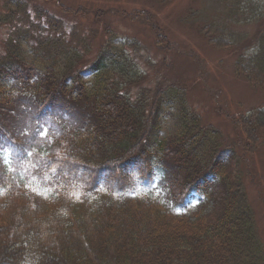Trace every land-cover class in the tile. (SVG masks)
Segmentation results:
<instances>
[{
  "label": "trees",
  "instance_id": "obj_1",
  "mask_svg": "<svg viewBox=\"0 0 264 264\" xmlns=\"http://www.w3.org/2000/svg\"><path fill=\"white\" fill-rule=\"evenodd\" d=\"M6 3L0 264H264L234 151L184 89L143 87L129 39L89 58L58 0ZM225 8L231 23L208 28L264 86V0ZM232 122L248 152L264 151V103Z\"/></svg>",
  "mask_w": 264,
  "mask_h": 264
},
{
  "label": "rangeland",
  "instance_id": "obj_2",
  "mask_svg": "<svg viewBox=\"0 0 264 264\" xmlns=\"http://www.w3.org/2000/svg\"><path fill=\"white\" fill-rule=\"evenodd\" d=\"M10 1L0 0V14ZM58 3L71 12L69 24L87 38L89 58L101 46L110 45L111 39L135 41L138 46L134 56L146 74L141 85L149 89L160 84L180 86L200 123L221 133L225 144L234 151L237 168L243 172L255 233L264 250V151L248 152L232 122L264 103V86L259 82L261 78H250L246 68L234 67L230 36L216 35L208 28L215 21L231 23L230 9L225 8L227 0H58ZM4 35L0 28V54ZM219 39L225 40L227 46L214 44ZM177 120L176 116L163 118L160 135H171L178 127Z\"/></svg>",
  "mask_w": 264,
  "mask_h": 264
},
{
  "label": "snow or ice",
  "instance_id": "obj_3",
  "mask_svg": "<svg viewBox=\"0 0 264 264\" xmlns=\"http://www.w3.org/2000/svg\"><path fill=\"white\" fill-rule=\"evenodd\" d=\"M42 134H46V133H42Z\"/></svg>",
  "mask_w": 264,
  "mask_h": 264
}]
</instances>
